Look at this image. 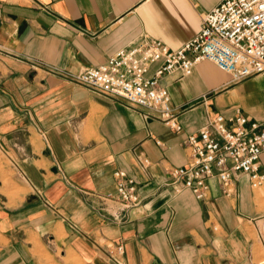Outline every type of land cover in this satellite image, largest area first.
<instances>
[{
  "label": "crops",
  "instance_id": "obj_1",
  "mask_svg": "<svg viewBox=\"0 0 264 264\" xmlns=\"http://www.w3.org/2000/svg\"><path fill=\"white\" fill-rule=\"evenodd\" d=\"M219 1L0 0V264H255L264 208L244 173L228 193L210 176L202 199L164 182L213 113L263 120L262 76L206 59L162 74L179 130L71 78L142 35L179 47ZM114 169L135 205L112 198Z\"/></svg>",
  "mask_w": 264,
  "mask_h": 264
},
{
  "label": "built area",
  "instance_id": "obj_2",
  "mask_svg": "<svg viewBox=\"0 0 264 264\" xmlns=\"http://www.w3.org/2000/svg\"><path fill=\"white\" fill-rule=\"evenodd\" d=\"M202 59L226 71L233 82L264 73V0H220L201 15L199 30L179 47L170 49L158 39L142 35L104 61L84 65L71 78L94 91L144 107L179 130L167 90L159 84V78L169 72L187 74ZM151 65L152 73L146 75ZM228 120L229 126L223 115L215 112L197 131L185 135L189 160L168 169L165 185L175 191L187 188L202 199L210 176L215 175L228 193L232 173L242 172L251 187L264 191V120H248L241 113ZM112 175V198L121 208L138 203L134 179L122 169H114ZM115 249L121 253L120 244ZM111 257L117 261L116 256Z\"/></svg>",
  "mask_w": 264,
  "mask_h": 264
},
{
  "label": "rangeland",
  "instance_id": "obj_3",
  "mask_svg": "<svg viewBox=\"0 0 264 264\" xmlns=\"http://www.w3.org/2000/svg\"><path fill=\"white\" fill-rule=\"evenodd\" d=\"M255 75L262 76V77H258V78L264 80V73L255 74ZM251 76H254V75H251ZM251 76L246 77L243 80L248 79ZM262 118L264 120V116ZM254 191H255V194H256L258 201L261 203V205L264 208V195L262 194L261 189L255 188ZM256 228L258 231L259 241H258V247L255 250V253H256V256L254 257L255 264H264V214L257 218Z\"/></svg>",
  "mask_w": 264,
  "mask_h": 264
},
{
  "label": "bare ground",
  "instance_id": "obj_4",
  "mask_svg": "<svg viewBox=\"0 0 264 264\" xmlns=\"http://www.w3.org/2000/svg\"><path fill=\"white\" fill-rule=\"evenodd\" d=\"M258 74H260V73H258Z\"/></svg>",
  "mask_w": 264,
  "mask_h": 264
}]
</instances>
